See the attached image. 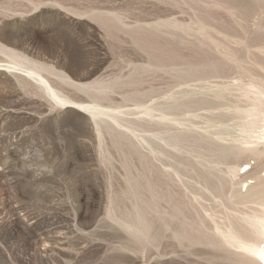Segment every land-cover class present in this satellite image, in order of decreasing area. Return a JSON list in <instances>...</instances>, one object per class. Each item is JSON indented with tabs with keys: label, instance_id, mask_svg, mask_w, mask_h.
Returning <instances> with one entry per match:
<instances>
[{
	"label": "rangeland",
	"instance_id": "rangeland-1",
	"mask_svg": "<svg viewBox=\"0 0 264 264\" xmlns=\"http://www.w3.org/2000/svg\"><path fill=\"white\" fill-rule=\"evenodd\" d=\"M6 24L0 264H220L215 228L264 215L231 201L264 174V108L243 114L264 90V0H0Z\"/></svg>",
	"mask_w": 264,
	"mask_h": 264
},
{
	"label": "bare ground",
	"instance_id": "bare-ground-1",
	"mask_svg": "<svg viewBox=\"0 0 264 264\" xmlns=\"http://www.w3.org/2000/svg\"><path fill=\"white\" fill-rule=\"evenodd\" d=\"M8 24L4 25L2 28H0V30H4L7 29ZM199 25V24H198ZM206 28V27H205ZM204 28V30H206ZM201 29V28H200ZM210 29V28H209ZM207 33V32H206ZM208 35V34H207ZM211 40V39H210ZM5 42V41H4ZM212 42V41H211ZM236 42V41H234ZM4 44V43H3ZM1 45V43H0ZM9 47V48H8ZM4 49H7L5 52H7L6 54H8L9 52L10 55L12 56V59L14 60V62L10 63L13 64L14 69H17L19 71L25 72L28 75H30L32 78H34V80H36L37 82L43 83L44 84V75H42L41 71L35 66V65H31L30 63H25V61H23L24 56L18 54V52H15L14 46L13 44H7L6 46H4ZM9 49V50H8ZM13 50V51H12ZM214 50L216 51V49L214 48ZM259 52V51H258ZM22 53V52H21ZM258 54V53H257ZM31 57V56H30ZM42 68V67H40ZM46 68V67H45ZM55 70V69H54ZM49 71V70H48ZM47 71V72H48ZM2 72V71H1ZM45 72V71H44ZM58 72V71H56ZM12 73V72H11ZM59 74V73H57ZM61 74V73H60ZM66 75V74H65ZM17 76V75H16ZM64 76V75H62ZM18 77V76H17ZM65 77H68L65 76ZM20 78V77H18ZM17 78V79H18ZM62 78V77H61ZM64 79V78H62ZM9 80V79H8ZM24 80V79H23ZM26 82V81H25ZM29 82V81H28ZM253 82V81H252ZM251 82V83H252ZM27 83V82H26ZM95 83V82H94ZM100 83V82H98ZM48 84V82H47ZM5 85V84H4ZM7 85V84H6ZM19 85V84H18ZM93 85V83H92ZM8 86L11 88L14 87V83H12L11 81L8 82ZM17 86V84H16ZM100 86V85H99ZM52 87V86H51ZM82 87V86H81ZM17 88V87H16ZM100 88V87H99ZM102 88V87H101ZM258 90L253 93L254 96V106L250 109V110H244L243 114L247 115L248 118H253V121L255 118H257L261 111L262 108H264V90L259 87H257ZM8 89V87H7ZM80 89V88H79ZM85 89V88H84ZM108 89V88H107ZM43 90V89H42ZM48 90V88L46 89ZM89 90V89H88ZM255 90V89H254ZM12 91V89L10 90ZM86 91V90H85ZM98 91V89H97ZM220 91V90H219ZM51 94L54 96L55 99L60 100L61 103L64 101L65 103L67 101H65L64 98H61L59 95L55 94V92L51 91ZM88 92V91H87ZM202 92V91H201ZM246 91H244L245 93ZM49 93V92H48ZM90 93V92H89ZM103 93V92H101ZM105 93V90H104ZM194 93V92H193ZM218 93V92H217ZM47 94V93H46ZM98 94V93H97ZM219 94V93H218ZM51 95V96H52ZM63 95V94H62ZM221 95V94H220ZM247 95V94H245ZM50 96V98H51ZM102 96V95H101ZM100 97V96H97ZM49 98V97H48ZM245 99V98H244ZM71 100V99H70ZM63 102V103H64ZM57 103V101H56ZM64 103V104H65ZM71 103V102H70ZM69 103V105H70ZM101 103V102H100ZM59 104V103H57ZM61 105V104H60ZM66 105H68L66 103ZM103 106V104H101ZM151 107V106H150ZM88 110H90L92 112V114L94 115V117L96 118V124L99 125V122L102 120L103 117H108L110 119H116V116L112 113L109 112H105V111H100L99 108H96L94 106H89L87 107ZM147 109V106H146ZM145 109V110H146ZM155 109V108H154ZM144 110V111H145ZM85 111V110H84ZM148 112H146V114L149 116L151 115L149 112L152 110H147ZM155 110H153L154 112ZM239 112V111H238ZM125 113V112H124ZM121 113V114H124ZM143 113V112H141ZM152 113V112H151ZM221 113V112H220ZM219 113V114H220ZM144 113V115H146ZM154 114H156L154 112ZM153 114V115H154ZM158 114V113H157ZM264 114V113H263ZM221 115V114H220ZM226 116V115H225ZM233 116V115H232ZM238 116V115H237ZM158 118V116H156ZM161 117V116H159ZM149 118V117H148ZM155 118V117H153ZM221 118V117H220ZM120 119V118H119ZM147 119V118H146ZM150 119V118H149ZM168 119V117L166 118ZM118 120V119H117ZM158 120V119H157ZM112 121V120H111ZM110 121V122H111ZM155 121V120H154ZM170 121V119H169ZM168 121V122H169ZM223 121V120H221ZM114 122V121H113ZM112 122V123H113ZM168 122L166 121L165 123L168 124ZM220 122V121H219ZM225 122V121H224ZM229 122V121H228ZM115 123V122H114ZM164 124V123H163ZM227 124V123H226ZM95 125V124H94ZM120 125V124H119ZM121 126V125H120ZM253 123H251V120L249 122H247L246 124L242 125V131L244 133L251 132L252 128H253ZM233 128V127H232ZM258 131V130H257ZM206 132V130H205ZM208 133V132H207ZM210 133V132H209ZM213 134V133H212ZM211 134V135H212ZM228 134V133H227ZM227 136V135H226ZM160 138V137H159ZM218 138V137H217ZM216 138V139H217ZM237 138V137H236ZM235 138V139H236ZM264 138V136L262 137ZM165 139V138H164ZM230 139V138H229ZM245 139V138H243ZM248 139V138H247ZM254 139V138H251ZM161 140V139H160ZM222 140V139H221ZM231 140V139H230ZM234 140V138H233ZM256 140V139H255ZM220 141V140H218ZM232 141V140H231ZM252 141V140H251ZM235 142V141H234ZM250 142V141H249ZM251 143V142H250ZM220 144V143H219ZM240 144V143H239ZM221 145V144H220ZM241 145V144H240ZM262 145V144H261ZM247 147V145L245 146ZM249 147V146H248ZM257 147V146H256ZM224 148V147H223ZM242 148V145H241ZM221 149V148H220ZM251 149V148H250ZM249 149V150H250ZM237 150H239L237 148ZM248 150V151H249ZM223 151V150H222ZM225 151V149H224ZM252 151V150H251ZM223 153V152H222ZM227 152H225L226 154ZM264 153V152H263ZM238 154V153H237ZM229 155V154H228ZM165 170V169H164ZM236 169H232V172H235ZM244 193H239L236 195L231 196V201L238 203V204H242L246 201H250L252 199H258L261 202L264 203V174L263 176H261L259 178V183L256 185H253L252 187H250L247 191H243ZM182 210L181 209H176L174 208V210L171 213V221L174 222L176 221L178 218L182 217ZM241 221L244 222V224L242 223V225H240L239 229L234 228V226H229L226 229L220 228L221 226H217L215 229L217 230V232L219 233V235L222 237V241L219 242V246L222 248V250H224V254L221 255V261L220 264H264V215L260 214V213H256V214H249L246 215ZM181 224H184V219L182 218L180 221ZM241 223V222H240ZM216 232V233H217ZM173 237L174 238H178L179 236L173 232ZM184 237L180 240L183 241Z\"/></svg>",
	"mask_w": 264,
	"mask_h": 264
}]
</instances>
